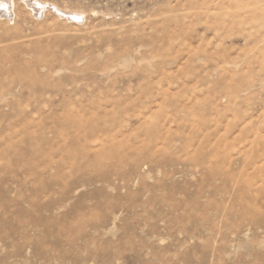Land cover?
I'll return each instance as SVG.
<instances>
[{
	"label": "rangeland",
	"instance_id": "obj_1",
	"mask_svg": "<svg viewBox=\"0 0 264 264\" xmlns=\"http://www.w3.org/2000/svg\"><path fill=\"white\" fill-rule=\"evenodd\" d=\"M14 10L0 264H264V0Z\"/></svg>",
	"mask_w": 264,
	"mask_h": 264
},
{
	"label": "bare ground",
	"instance_id": "obj_2",
	"mask_svg": "<svg viewBox=\"0 0 264 264\" xmlns=\"http://www.w3.org/2000/svg\"><path fill=\"white\" fill-rule=\"evenodd\" d=\"M30 6L34 7L35 9H37L38 5L30 4ZM14 7H15V0H1V3H0V15H5V16H8V17L12 16L14 14V12H15Z\"/></svg>",
	"mask_w": 264,
	"mask_h": 264
}]
</instances>
